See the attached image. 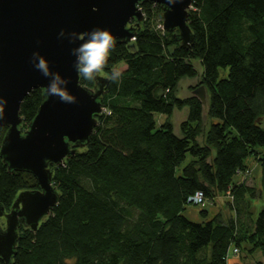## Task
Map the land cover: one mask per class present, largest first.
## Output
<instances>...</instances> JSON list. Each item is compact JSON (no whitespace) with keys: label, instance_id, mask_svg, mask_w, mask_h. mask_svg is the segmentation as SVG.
I'll list each match as a JSON object with an SVG mask.
<instances>
[{"label":"trees","instance_id":"1","mask_svg":"<svg viewBox=\"0 0 264 264\" xmlns=\"http://www.w3.org/2000/svg\"><path fill=\"white\" fill-rule=\"evenodd\" d=\"M139 5L144 19L134 39L116 42L103 69L108 79L123 62L121 78L104 86L88 142L50 166L58 201L37 229L19 224L11 264H228L232 247L264 255V198L255 215L251 203L264 194V0H192L188 47L176 30L156 27L160 4ZM220 67L226 76L219 77ZM197 75L208 93L205 129L201 98L176 94L181 78ZM42 99L38 87L24 96L22 131ZM183 107L177 134L170 116ZM156 112L166 115L159 125ZM6 130L0 127V145ZM251 155L260 167L258 186L234 178ZM36 188L32 173L9 171L0 156L6 211L19 191ZM197 189L206 199L226 195L232 215L204 208L203 220L186 217L187 197Z\"/></svg>","mask_w":264,"mask_h":264},{"label":"water","instance_id":"2","mask_svg":"<svg viewBox=\"0 0 264 264\" xmlns=\"http://www.w3.org/2000/svg\"><path fill=\"white\" fill-rule=\"evenodd\" d=\"M142 1L161 5L164 30H176L182 46L194 41L188 24L192 0H0V107L4 113L0 127L7 126L0 156L9 171H28L39 185L19 191L8 211L0 203V217L5 218L4 227L0 225L2 264H11L19 224L37 229L58 201L50 166L62 164L88 142L96 115L102 112L101 96L108 79L97 75L93 88L80 83L72 49L82 41L73 40L71 33L100 28L110 31L116 42L130 43L144 19L139 7ZM130 21L134 23L128 26ZM62 30L64 36L60 35ZM34 52L45 58L50 72L69 81L65 90L75 103L46 94L51 77L35 67ZM36 87L43 89V99L22 131L20 105ZM200 98L204 102V97Z\"/></svg>","mask_w":264,"mask_h":264},{"label":"rangeland","instance_id":"3","mask_svg":"<svg viewBox=\"0 0 264 264\" xmlns=\"http://www.w3.org/2000/svg\"><path fill=\"white\" fill-rule=\"evenodd\" d=\"M159 22H160V19L157 17L156 18V27H157V24ZM194 64L200 73L202 68H201L199 61L194 60ZM124 67H125V64L122 62L116 66V69L122 70ZM227 69H228L227 67H220L219 68V77L226 76ZM101 75H104V74L102 73ZM198 82H199V75H197L196 77H193V78H188V77L181 78L179 83H178L177 89H176V94L179 97H185V96L192 95V94H199L200 97L201 96L204 97V111H203L202 123H203L204 129H205V128H207V126L210 122V119L206 114V104L208 101V93L204 87L197 85ZM187 111H188L187 107H183L182 109H174L171 116H170V121L173 124L174 132L177 134H179V124L182 120L185 119V117L187 115ZM165 117H166L165 114L156 112L155 118L157 121V125H159L161 122H163ZM260 124L264 127V116L261 118ZM197 139H198V141H202V136L199 135L197 137ZM257 149L262 150L261 147H257ZM245 162L248 164V169L250 171L249 175L246 176V182L248 184H251V185L253 184V185L258 186L259 168L260 167L258 165H256V163H255L256 159L254 158L253 155H251V156H248L246 158ZM239 177H240V175L236 174L234 178L237 179ZM263 198H264V194L261 195V197H256V198L252 199L251 203H252V210H253L254 215L261 208ZM227 199L228 198L226 195L219 194V195H216L213 199H207L205 204L187 203V204H185V207H184L182 212L186 217H188L191 220L201 221V220H203V216L200 214V210L206 208L209 211V215L219 213L223 219H228V217L230 215H232L233 212L230 208V205L227 202ZM0 225L2 227H4V225H5V218L3 216L0 217ZM240 256L247 259V261L250 264H255V263H253L254 262L253 257L251 255L245 254V252L236 253V254L230 253L228 255L227 263L232 264V262H233L232 260H234L233 258L234 257L239 258Z\"/></svg>","mask_w":264,"mask_h":264},{"label":"clouds","instance_id":"4","mask_svg":"<svg viewBox=\"0 0 264 264\" xmlns=\"http://www.w3.org/2000/svg\"><path fill=\"white\" fill-rule=\"evenodd\" d=\"M174 2V0H170ZM64 36L62 30L60 33ZM73 40L82 41L78 47L72 49V54L76 56L75 68L78 76L86 80H93L97 75L103 73L107 66L111 51L115 47L116 40L108 30L94 28L89 32L71 33ZM38 60V63L36 62ZM32 61L35 67L42 72L45 77H51L50 84L45 89L49 96H57L62 102L75 103V98L66 90L67 79H62L58 73H52L45 58L34 52ZM122 73L119 70H113L108 79L116 82L121 78ZM6 103V101H4ZM3 108L0 107V119H3Z\"/></svg>","mask_w":264,"mask_h":264},{"label":"built area","instance_id":"5","mask_svg":"<svg viewBox=\"0 0 264 264\" xmlns=\"http://www.w3.org/2000/svg\"><path fill=\"white\" fill-rule=\"evenodd\" d=\"M140 7V5H139ZM141 8V7H140ZM157 27L159 29H162V31L164 30L163 25H162V21H160L157 24ZM103 110V108H102ZM250 171L249 169H246L245 171H239L238 174L240 175L239 180H244L246 179V176L249 175ZM206 197L204 195V192L202 190H195L191 195H189L187 197V201L193 204H205L206 203ZM238 252V248L237 247H232L231 249H229L228 253H227V257L230 253L236 254Z\"/></svg>","mask_w":264,"mask_h":264},{"label":"crops","instance_id":"6","mask_svg":"<svg viewBox=\"0 0 264 264\" xmlns=\"http://www.w3.org/2000/svg\"><path fill=\"white\" fill-rule=\"evenodd\" d=\"M255 163H256V165H258V162L257 161ZM259 174H260V168H259ZM251 256L253 257V261H254L253 263H256V261H260L262 264H264V255H262L260 252H255ZM233 259H234V260H232L233 262L239 260L242 263L250 264L247 261V259L243 258L242 256H240L239 258H235L234 257Z\"/></svg>","mask_w":264,"mask_h":264},{"label":"flooded vegetation","instance_id":"7","mask_svg":"<svg viewBox=\"0 0 264 264\" xmlns=\"http://www.w3.org/2000/svg\"><path fill=\"white\" fill-rule=\"evenodd\" d=\"M133 21H130L127 25L129 26V25H133ZM1 264V263H0Z\"/></svg>","mask_w":264,"mask_h":264}]
</instances>
